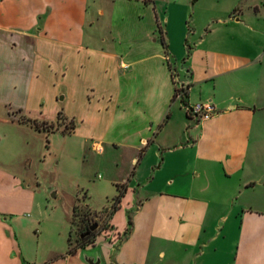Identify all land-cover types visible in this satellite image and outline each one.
<instances>
[{
  "label": "crops",
  "instance_id": "crops-1",
  "mask_svg": "<svg viewBox=\"0 0 264 264\" xmlns=\"http://www.w3.org/2000/svg\"><path fill=\"white\" fill-rule=\"evenodd\" d=\"M177 15L182 23L174 34ZM180 87L182 103L173 98ZM45 98L55 116L59 112L74 129L78 122L88 130L84 140L90 150L105 144L130 152L127 178L113 184H125L123 196L108 218L114 237L127 231L126 241L114 256L89 253L96 238L68 254V221L54 240H47L38 221L37 229L29 227L34 235H28L27 226L34 224L17 217L30 205L33 191L9 147L0 156V264H123L121 255L167 264L169 242L148 249L159 235L153 224L157 208L166 209L159 218L168 220L173 240L191 243L197 210L211 204L202 195L210 186L198 189L192 179L179 193L163 191L177 176L206 177L214 170L223 191L233 177L239 194L254 192L256 185L264 188L255 179L261 170L247 166L264 157V0H0V125L34 132L11 123L8 115L11 110L29 114L30 102L40 110ZM206 101L216 111L213 117L195 122L187 116L185 106ZM174 103L185 119L172 141L166 131ZM149 151L155 159L160 156L152 172L163 168L164 153L184 157L162 189L138 197L145 184L139 179L126 197ZM124 199L131 210L127 229L113 221ZM232 218L238 219L233 264H264V193L261 201L243 203ZM225 231L223 239L229 228ZM136 236L143 237L146 250L129 244Z\"/></svg>",
  "mask_w": 264,
  "mask_h": 264
},
{
  "label": "rangeland",
  "instance_id": "rangeland-1",
  "mask_svg": "<svg viewBox=\"0 0 264 264\" xmlns=\"http://www.w3.org/2000/svg\"><path fill=\"white\" fill-rule=\"evenodd\" d=\"M180 23H182L180 15H177L173 23L175 26L174 34L177 33V26L181 29ZM178 51L182 52L183 50L178 49ZM178 90L184 92L183 87ZM180 96L181 94H177L175 98L179 99ZM26 105L29 114L11 110L8 121L27 127L31 126L33 122L36 125H39L40 122H46L51 124L53 132L45 135L28 131L26 128L0 125V138L3 141L0 145V156L5 155L9 147L13 149L12 154H14L15 161L19 162L21 167L25 169L24 179L26 178V183L30 184L33 191L30 205L21 214H19L20 210H16L14 213L17 214L14 215L19 214L20 216L17 218L28 221V225L34 224V226L29 225L26 228L25 232L30 236L35 233L33 229H37L35 223L40 222L41 230L48 236L47 240H54L51 237L56 236L57 232L61 233L60 226L62 224L65 226L66 221H68L67 241L69 248L80 245L79 233L83 228L94 224V230L89 232L90 237L84 242L88 243L96 238L95 245L88 252L98 253L102 256L106 254L114 256L122 243L126 241L127 236H122L121 231V237L115 238L108 222L111 199L116 195L113 184L127 178L126 173L132 167L129 161L130 152L126 150L125 146L114 149L105 144L101 146L103 149L101 153L99 146H92V150H90L84 140L88 130L80 128L78 122H75L76 126L73 133L67 135L66 133L71 131L70 127L72 125L74 127L72 120L66 117L55 120L56 111L49 100L44 99L40 110H36L37 107H34L31 102ZM171 112L173 116L166 134L168 133L173 141L177 137L185 118L181 111H178L177 103L172 105ZM164 134L165 132L161 133L158 138H162ZM261 154L264 155V148H262ZM163 155L165 156L163 168L161 171L154 170L152 172L151 167L160 161V156H156L158 160L154 158L152 151L145 154L137 165L136 174L131 180L129 190L127 188L126 197L136 188L135 180L140 179L141 183H145L137 191L138 197L143 198L153 195L157 190L162 189L165 181H170L168 180L169 175L177 168V164L181 162L180 159H183L184 156L181 158L178 152L173 154L167 152ZM185 160L187 161V159ZM187 162L192 164L191 160ZM247 166L250 168L248 170H261L260 177L255 179H261V184H263L264 157L254 162L249 160ZM147 178H151V180L146 182L145 179ZM191 179L195 186H198V189L206 184L210 186L207 192L202 193V195L210 200L211 204L204 210L198 209L196 213V240H192L191 243L173 240V236L170 235L171 228L169 229L168 220L159 218L160 215L164 217L167 211L158 207L159 213H157L156 218L154 217L153 224L158 229L159 235L154 238L153 245L149 242L150 247L148 249L165 248L169 242L170 253L167 254L165 261H171L167 264H233L238 219L232 218V214H239L242 204L249 200L260 199L261 201L264 188L262 185H256L255 188L257 187V189L254 192L244 190L243 193L239 194L238 177H233L228 180V190L223 191L219 178L215 176V172L212 170L206 177L191 178L189 173L177 176L175 184L170 188H163V191L179 193L181 190H185L181 188L188 187ZM124 185L122 183V185L116 186L124 192ZM135 198L133 197V199ZM133 199L129 205L134 204ZM126 203L125 199L122 200L120 210L113 216L114 224L118 228L123 222L124 228L127 229L128 227L127 220H129L131 210L125 208ZM149 206L154 209L155 205L151 203ZM150 216L152 217V215ZM225 217H228L227 222L223 220ZM29 227L34 228L29 229ZM225 228H229V234L227 238L223 239L222 236L224 233L226 234ZM143 232L145 233V231ZM209 237H214V240L209 242ZM142 238L136 236L129 244H133L136 250H146L147 245L141 242ZM111 239L115 244H108L107 240ZM52 242L55 244L54 241ZM102 256L100 257L103 258ZM139 260L135 256L126 255H121L120 259L123 264H143ZM100 264H104V260L103 262L101 260Z\"/></svg>",
  "mask_w": 264,
  "mask_h": 264
},
{
  "label": "trees",
  "instance_id": "trees-1",
  "mask_svg": "<svg viewBox=\"0 0 264 264\" xmlns=\"http://www.w3.org/2000/svg\"><path fill=\"white\" fill-rule=\"evenodd\" d=\"M177 94H181V96L179 97L180 99V102L182 103V98L185 96V93L182 92V90H175L174 91V95H173V98L176 97ZM65 118L64 116H62L61 113H57L56 116H55V120H58L59 118ZM41 126H45V127H41ZM30 129H32L34 132H37V133H42V134H45V135H48V134H51L53 132V128L51 126L50 123H46V122H40L39 125H36L34 122L32 123L31 126H29ZM74 127L72 125V127H70V132L69 133H66L67 135L70 134L72 131H73ZM115 189H116V195L111 199V210H110V214L114 213L116 211V209L118 208V205H119V202H120V199L122 198L123 196V192L121 191V189L115 185ZM127 226L129 228L130 226V222L129 220H127ZM88 228V226L86 227ZM127 233V231H125L123 233V236H125ZM90 237L87 236V237H83V238H79V242H80V245L76 246V247H83L85 245H92L93 241L91 240L90 242L88 243H84L88 238ZM68 240V238H67ZM67 244H68V241H67ZM74 248V247H73ZM73 248H69L68 247V254H71L73 252Z\"/></svg>",
  "mask_w": 264,
  "mask_h": 264
},
{
  "label": "built area",
  "instance_id": "built-area-1",
  "mask_svg": "<svg viewBox=\"0 0 264 264\" xmlns=\"http://www.w3.org/2000/svg\"><path fill=\"white\" fill-rule=\"evenodd\" d=\"M185 112L195 122L206 121L216 114L212 104L207 101L185 106Z\"/></svg>",
  "mask_w": 264,
  "mask_h": 264
},
{
  "label": "flooded vegetation",
  "instance_id": "flooded-vegetation-1",
  "mask_svg": "<svg viewBox=\"0 0 264 264\" xmlns=\"http://www.w3.org/2000/svg\"><path fill=\"white\" fill-rule=\"evenodd\" d=\"M87 228H83L81 233H79V238L87 237L90 235V233L86 230Z\"/></svg>",
  "mask_w": 264,
  "mask_h": 264
},
{
  "label": "water",
  "instance_id": "water-1",
  "mask_svg": "<svg viewBox=\"0 0 264 264\" xmlns=\"http://www.w3.org/2000/svg\"><path fill=\"white\" fill-rule=\"evenodd\" d=\"M59 100H60V98H59ZM51 197H53V194H51ZM94 228H95V225L92 224L91 226H89V227L87 228V231H88V232H92V231L94 230ZM89 264H91V263H89Z\"/></svg>",
  "mask_w": 264,
  "mask_h": 264
}]
</instances>
